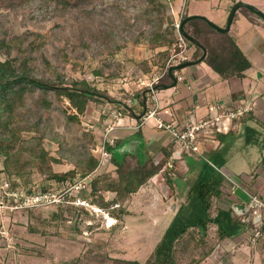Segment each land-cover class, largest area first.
<instances>
[{"label": "trees", "instance_id": "obj_1", "mask_svg": "<svg viewBox=\"0 0 264 264\" xmlns=\"http://www.w3.org/2000/svg\"><path fill=\"white\" fill-rule=\"evenodd\" d=\"M30 1L32 0H0V6L17 10L24 8ZM132 1L139 4L138 6L135 3L129 7L137 10L133 15L135 23H130L122 14L121 0H113L107 5L105 0L99 1L100 3L93 0H38L39 9L54 7L50 19L56 15H60L63 19V22L58 23L55 28L65 31L67 16H70L68 22L71 21L72 32L66 37V44L71 46L65 45L60 48L55 45L54 58L64 63L78 58L85 60L88 52L95 56V53L99 54V50L108 46H111L108 50L109 52L111 50L110 53L116 52L123 44L132 41L135 44L148 43L153 48H166L159 53L163 62L161 60L156 63L157 68L163 70L169 55L168 48L176 40L173 23L168 22L171 26L169 24L165 29L163 27L165 22L169 21L166 14L167 4L165 0ZM81 2L86 5L81 7ZM245 8L253 14L257 13L249 6ZM78 13L80 15H77ZM74 25L79 30L73 29ZM181 31L190 47H195L191 60L195 62L201 60L205 50L207 55L204 61L223 79H243L244 72L251 67L249 59L230 32L220 30L207 18L202 16L190 18L185 15ZM34 35L28 34L10 40L0 39V56L5 57L4 60L0 58V154L6 157V170L10 174L17 171L15 174L21 175V170H25V167L30 172L36 168L42 174L47 171L46 178L60 181L73 179L77 169L82 176L94 173L99 164L98 156L91 151V146L96 147L94 136L85 134L80 139L76 138L77 142L70 146L64 135L54 128L52 113L58 111L64 115L68 127L66 133H68L72 131V127L81 125L80 115L86 113L91 103L96 106H105L118 101L93 87L86 80L67 79L66 74L53 67L44 55L42 60L47 69L35 63L37 59L34 54L44 43L36 42V39L43 38L40 33L36 34L34 41H31ZM190 38L196 40L202 48L195 46L189 40ZM57 40L63 41L58 38ZM97 45L101 49H96ZM15 49L16 54L13 53ZM78 66L79 63L75 62L74 67ZM175 72L176 69L171 68L156 88L162 89L173 85L176 80ZM145 93L146 89L135 95L140 102V107L144 105ZM64 99L69 102L70 109L76 110L75 113L69 114L68 109H62L59 106ZM129 112L134 115L136 112L141 113L139 109L135 112L132 108L126 111V113ZM24 133L33 135L26 139L23 137ZM45 140L57 143L61 159L74 164L75 168L67 173H53L50 164L51 162L59 163L60 159L49 155L44 148ZM18 153L25 159L22 161L13 159ZM167 159L168 156L150 169L148 165L131 167L119 163L118 187H113L107 174H97L93 177L94 181L90 183L92 190L90 194L86 193V198L92 204L109 212L110 206L119 204L117 211L123 216L129 214L125 206L126 201L162 170ZM221 165L214 158L200 160L199 173L195 181L188 184L189 190L184 202L150 257L143 264H181L183 260L177 254L178 250L182 248L181 251H184L183 248L186 246L184 244L190 240L195 248L203 246L201 253L203 260L212 252L211 249L207 250L206 242L210 227L216 228L215 234L218 241L232 238L242 231L246 224L235 217L232 210L215 208V202L221 196L224 183V176L220 172ZM174 167L172 166L173 170ZM166 180L169 184L173 182L168 174H166ZM102 191L115 192L116 196L112 200L106 199ZM110 215L118 219L117 214L110 212ZM79 224V221H76L75 226ZM132 264L141 263L133 261ZM184 264H199V261H195L192 257Z\"/></svg>", "mask_w": 264, "mask_h": 264}, {"label": "rangeland", "instance_id": "obj_2", "mask_svg": "<svg viewBox=\"0 0 264 264\" xmlns=\"http://www.w3.org/2000/svg\"><path fill=\"white\" fill-rule=\"evenodd\" d=\"M93 1L100 3L101 0ZM111 1L113 0H105L106 5ZM187 2V10L193 9L194 12L204 13L214 18L219 26H226L224 18L227 15L224 9L226 4L233 1L223 0L220 3V0H188ZM244 2L243 4L257 8L255 4L264 9V0H244ZM38 3V0H32L24 8L17 10L0 6V39L10 40L14 37L35 34L31 37V41H34L36 34L40 33L43 38L36 39V42L37 44L42 42L44 45L41 44V48L35 52L37 59L35 63L47 69L42 60L44 55L53 67L66 74L67 79L86 80L116 101L128 99L133 94L142 92L146 89L145 85L150 84L155 77L161 76L159 83L165 79L171 68L177 70L183 63L181 53L183 47L180 48L177 36L175 42L168 48L169 55L163 70L157 68L156 63L162 60L159 53L166 48H153L148 43L135 44L132 41L123 44L116 52L110 53L111 50L110 52L108 50L111 46H108L99 50V54L95 53V56L88 52L85 60L78 58L66 63L58 61L54 58V46L61 48L67 45L66 37L72 32L71 21L68 22L70 16H67L68 24L67 22L65 24L67 28L62 31L55 28L58 23L63 22L61 16L49 18L54 7L39 9ZM135 3L139 6L138 2L121 0L122 14L130 23H135L133 15L137 10L134 7L129 8ZM165 3L169 21H166L163 27L165 29L172 22L174 28L180 9L174 10L172 0H165ZM85 5L86 3L81 2V7ZM245 12H248L247 8H241L237 17H242V13ZM73 29L79 30L75 25ZM57 38L63 41L59 42ZM187 45L191 60L190 51L195 47ZM69 46L71 45H67ZM96 49L101 48L97 45ZM13 53H17L16 49ZM0 58L5 59L4 56ZM75 62L79 63L77 68L74 67ZM59 106L62 109H68L69 114L76 112L75 109H70L66 99L61 101ZM95 107V104L91 103L86 113L80 115L81 125L72 127V131L68 133H66L68 130L66 120L61 112L52 113V124L56 131L64 135L70 146L77 142L76 138L80 139L85 134H92L96 147L91 146V151L98 156L97 146L101 130L97 126L91 128L90 125L92 122L95 123V119L97 120L103 111ZM32 135V133H24L23 137L29 139ZM44 148L50 156L60 159L59 163L51 162L50 167L53 173H67L75 168L74 164L61 159L57 143L45 140ZM13 159L22 161L25 158L18 153ZM5 163L6 157L0 154V264H132L133 261L143 264L148 260L171 223L173 213L163 210V207L152 210L151 207L141 206L139 209H131L129 214L123 216L117 211L119 204H115L110 206V212L117 214L118 219H114L110 212L104 209L96 213L95 209L98 206L96 207V204H92L86 198L87 194L91 193L90 183L94 181L95 173L82 176L77 169L73 179L60 181L46 178L48 172L45 171L42 174L36 168L30 172L25 167V170H21V175L15 174L17 171L10 174L6 170ZM195 174H188L187 186L195 181L197 176ZM117 182L118 176L112 181L114 188L118 187ZM77 185L82 187L81 190L76 189ZM164 187V189L162 186L160 188L161 198L167 195L166 191H169L166 186ZM102 192L104 195V191ZM77 197L85 200L89 205L86 207L74 205L73 202L77 200ZM105 198L107 199L106 196ZM150 198L153 197L150 196ZM109 216L115 220L112 227L106 226ZM158 219H160L159 223ZM76 221L80 224L75 226ZM215 233L213 227L207 232V250L213 251L217 246L218 240ZM184 245H186L183 248L184 251L178 247L181 250L177 253L183 260L181 264L189 262L192 257L200 264L203 246L195 248L191 240ZM215 261V256H212L208 263Z\"/></svg>", "mask_w": 264, "mask_h": 264}, {"label": "crops", "instance_id": "obj_3", "mask_svg": "<svg viewBox=\"0 0 264 264\" xmlns=\"http://www.w3.org/2000/svg\"><path fill=\"white\" fill-rule=\"evenodd\" d=\"M172 1L175 11L181 9L182 0ZM232 1L224 9L227 15L224 18L226 26H219L214 18L204 13L187 10L188 2L185 15L205 16L225 29L234 8L244 2ZM245 6L237 10L229 30L251 63V67L244 72L243 79H223L202 58L196 62L190 60L181 64L176 72L183 79L178 81L175 77L173 85L157 89V93L162 117L167 122L182 123L186 119L204 118L212 114L209 111L212 106L231 109L245 103L252 104L253 109L241 119L235 120L228 133H218L212 140L203 142L199 153L183 154L180 158L174 157L175 148L171 135L154 127L152 123L137 131L128 128L116 130V143L110 151L111 159L98 174L105 173L113 181L118 176L119 163L131 167L148 165L150 169L168 156L162 170L126 201L128 211L141 206L151 207L152 210L163 207V210L172 211L173 220L189 190L186 184L188 174L198 175L200 160L203 158H214L222 164L220 172L224 176V183L215 208L243 210L253 195L259 196L264 202V17L249 10L242 13V17H237V13ZM254 6L264 15V9L255 4ZM190 52L193 55L195 49ZM109 106L99 105L95 109L107 111ZM170 164L175 166L174 170L169 167ZM166 174L172 177L171 184L167 182ZM163 185L169 191L161 198L160 188L162 186L164 189ZM104 195L107 199L115 198L116 193L104 191ZM151 199L153 201L150 202ZM148 202L151 203L150 206ZM251 237V227L244 225L242 231L234 237L217 241L216 248L200 264H209L212 256H215L216 261L210 264H264V234L254 245L251 244Z\"/></svg>", "mask_w": 264, "mask_h": 264}, {"label": "built area", "instance_id": "obj_4", "mask_svg": "<svg viewBox=\"0 0 264 264\" xmlns=\"http://www.w3.org/2000/svg\"><path fill=\"white\" fill-rule=\"evenodd\" d=\"M183 5L178 13V17L174 23V29L176 36L179 40L180 48L183 47L181 53L183 55V63L190 61L189 47L184 35L182 34V21L185 17V8L188 0H182ZM188 50V51H187ZM177 56V55H176ZM178 81L183 79V76L174 74ZM160 77H155L153 81L145 85L146 93L144 96V105L140 107L139 101L133 94L128 99L118 101L115 104H110L107 111H103L99 115L98 119H95V123L92 122L91 128L94 126L100 128L99 142L97 146L99 164L94 172L96 174L104 168L111 159V148L116 143L114 133L120 128H128L132 130H140L145 125L152 123L154 127L167 131L172 138L174 145V157L180 158L183 154L199 153L203 142L212 140L218 133H228L231 129L232 123L235 120L241 119L245 114L249 113L253 109L252 104L242 103L231 109H224L219 106H212L209 111L212 114L207 115L201 119H186L182 123H175L173 121H165L162 117V109L159 106V97L157 93L156 85ZM141 109V113L136 112V115L132 112L126 113L129 109ZM169 167H172L170 164ZM82 187L76 186L77 190H81ZM76 206L86 207L89 205L85 200H77L73 202ZM97 207V206H96ZM97 212H102L103 209L98 207L95 209ZM264 202L257 195H253L245 207L241 210L234 209V215L240 219L243 224L249 225L252 229L251 244L254 245L257 239L264 234ZM110 217V216H109ZM109 221V218L107 219Z\"/></svg>", "mask_w": 264, "mask_h": 264}, {"label": "water", "instance_id": "obj_5", "mask_svg": "<svg viewBox=\"0 0 264 264\" xmlns=\"http://www.w3.org/2000/svg\"><path fill=\"white\" fill-rule=\"evenodd\" d=\"M242 6H245L244 4H240V5H238V6H236L235 8H234V10H233V12H232V14H231V17H230V20H229V23H228V27L227 28H225V29H223V28H219L220 30H222V31H224V32H228L229 30H230V27H231V25H232V23H233V20H234V17H235V14H236V12H237V10L240 8V7H242ZM251 7V6H250ZM255 12H257L258 14H260L261 16H263L264 17V15L258 10V9H256L255 7H251ZM193 17H197V16H193ZM191 18V17H190ZM195 46H197V47H201L202 48V46L196 41V40H194V39H192V38H190L189 39ZM206 51L204 50V54H203V59L206 57Z\"/></svg>", "mask_w": 264, "mask_h": 264}, {"label": "bare ground", "instance_id": "obj_6", "mask_svg": "<svg viewBox=\"0 0 264 264\" xmlns=\"http://www.w3.org/2000/svg\"><path fill=\"white\" fill-rule=\"evenodd\" d=\"M109 218V221L107 223V227H112L114 226V223H115V220L112 218V217H108Z\"/></svg>", "mask_w": 264, "mask_h": 264}]
</instances>
